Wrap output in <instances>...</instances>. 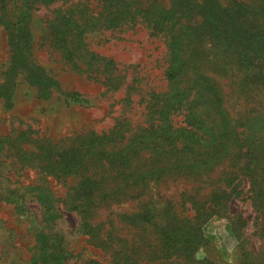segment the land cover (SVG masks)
<instances>
[{"label":"rangeland","instance_id":"374dc122","mask_svg":"<svg viewBox=\"0 0 264 264\" xmlns=\"http://www.w3.org/2000/svg\"><path fill=\"white\" fill-rule=\"evenodd\" d=\"M219 1L224 7L233 5L231 0ZM238 1L247 2L252 19L264 30V0ZM100 4L0 0V264H32L41 239L37 234L46 231L47 206L40 201L44 185L54 199L76 181L43 171L40 144L45 139L49 146L63 144L89 130L109 131L120 119L131 126L146 125L147 93L167 86L164 36H149L136 19L120 32L91 31L88 8L96 10ZM21 25L28 30L25 47L16 37ZM221 37L227 40L226 31ZM233 39L227 45L217 38L221 44L202 48L203 64L197 63L201 72L191 75L209 76L210 89L201 81L204 87L195 98V90L188 95L190 104L173 111L175 126H183L187 138L184 148L226 154L218 161L200 162L201 172L184 171L164 181L147 179L143 188L126 189L121 201L101 205L90 218L102 223L104 231L112 225L113 234L123 240L114 246L124 251L119 264H264V59L253 58L247 66V57L234 53L244 41ZM19 50L49 79L33 82L20 76L10 83L7 99L2 86L13 74L12 58ZM22 129L29 132L17 141ZM181 141L175 145L181 146ZM236 152L240 156L235 160ZM21 198L24 207L16 205ZM149 202H165L167 216L176 225L173 231L159 235L148 223H136L133 215ZM55 207L46 213L49 244L69 250L64 264H104L111 259L110 252L89 239L75 211L59 202ZM195 215L204 246L188 237Z\"/></svg>","mask_w":264,"mask_h":264},{"label":"trees","instance_id":"16d2710c","mask_svg":"<svg viewBox=\"0 0 264 264\" xmlns=\"http://www.w3.org/2000/svg\"><path fill=\"white\" fill-rule=\"evenodd\" d=\"M93 1H98L101 6L98 5L96 10L95 7L88 8L86 24L91 31L103 29L120 32L129 25L133 26L136 22L129 23L136 19L149 36H164L167 43V66L164 71L167 86L165 90L152 89L147 93L146 125L131 126L125 119H120L109 131L97 133L89 130L87 133L73 136L63 144L49 146L50 143H47L46 139L40 144L41 158L37 155L39 162L43 163V171L52 178L72 177L76 178V181L67 188L63 196L54 199L49 198L50 189L44 185L46 192L40 201L47 206L43 218V228L46 231H39L37 234L41 239L34 250L32 264H64L71 255L69 250H64L59 244H49L51 237L46 213L56 211V202L68 210L75 211L89 239L95 241L104 252L111 253V259L104 264H119L125 256H118L124 251L114 246L123 240L113 234L112 225L104 231L102 223L90 222L97 209L101 205L121 201L128 188H143L147 179L164 181L174 174H184V171L201 172L200 162L218 161V158L226 154L216 149L197 152L184 148V143H187L183 141L187 139L182 133L184 128L175 126L173 119V111L184 109V105L190 104L187 100L190 92L195 90V98L201 86L204 87L201 81L210 89L209 76L200 75L199 78L197 75H191L193 72H201L197 63L203 64L202 48L213 42L221 44L215 40L217 38L225 39V43L230 45L231 39L233 43L235 37L244 42L237 45V52L234 53L246 56L247 66L253 64V58L264 59L263 25L256 24L252 19L246 1L231 0L233 5L225 7L219 0H169L167 4H162L160 0ZM224 31L228 41L226 37H221ZM254 32L263 35L262 39L255 37ZM27 36L28 30L22 25L18 27L16 37L19 46H28ZM24 53L19 50L12 58L13 74L11 78L5 79L2 86L5 91L3 95L7 99L11 97L10 83L15 84L20 76L33 82L49 79L42 68L29 62V55ZM91 53L92 59H95V53ZM211 61L212 59L209 60ZM26 132L29 130L19 131L17 141ZM179 139L183 141L181 146L175 145ZM232 156L236 160L240 154L236 152ZM142 166H145L144 169ZM16 205L24 207L25 201L21 198ZM167 209L165 202H157L154 206L149 202L133 216L137 224L148 223L159 235H165L176 226L167 216ZM51 216L53 218L57 214ZM195 219L196 215L190 219L191 231L188 237L194 244L204 246L203 237L196 231ZM87 264L103 263L90 260Z\"/></svg>","mask_w":264,"mask_h":264}]
</instances>
